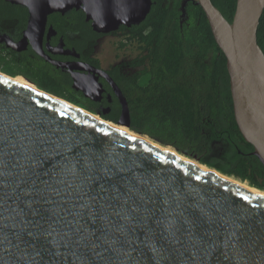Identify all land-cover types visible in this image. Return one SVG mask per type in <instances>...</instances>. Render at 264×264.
Listing matches in <instances>:
<instances>
[{"label":"water","instance_id":"water-1","mask_svg":"<svg viewBox=\"0 0 264 264\" xmlns=\"http://www.w3.org/2000/svg\"><path fill=\"white\" fill-rule=\"evenodd\" d=\"M5 1L29 11L35 50L53 13L82 11L107 34L139 25L152 5ZM195 5L225 57L238 131L264 168V0H236L231 22L211 0ZM79 82L90 99L93 88ZM111 86L116 122L0 72V264H264V196L110 126L130 130Z\"/></svg>","mask_w":264,"mask_h":264},{"label":"trees","instance_id":"trees-1","mask_svg":"<svg viewBox=\"0 0 264 264\" xmlns=\"http://www.w3.org/2000/svg\"><path fill=\"white\" fill-rule=\"evenodd\" d=\"M150 1L143 22L120 28L124 40L120 47L136 53L129 64L132 72L114 74L128 105L130 130L264 192V168L238 131L226 60L203 11L191 0L182 21L184 0ZM211 2L231 22L236 0ZM70 14L85 19L81 11ZM257 43L264 53V13ZM0 72L97 114L94 104L75 92L67 75L32 53L0 55ZM118 115L102 118L116 122Z\"/></svg>","mask_w":264,"mask_h":264},{"label":"flooded vegetation","instance_id":"flooded-vegetation-1","mask_svg":"<svg viewBox=\"0 0 264 264\" xmlns=\"http://www.w3.org/2000/svg\"><path fill=\"white\" fill-rule=\"evenodd\" d=\"M189 1L191 0H184L181 4L182 21H184L185 8ZM70 12L53 13L47 16L41 45L35 50L32 42H38L39 33L37 30L32 31L31 35L27 33L30 21L29 11L20 5L0 0V55L20 56L22 53H32L67 75L73 89L75 82L80 81L78 86L89 83L93 90L91 93L88 91L91 98L87 99L94 104L95 111L102 114L101 116L115 117L118 113L119 118L121 105L111 83L120 90L115 82L114 74L126 75V72H132L129 64L134 60L136 53L130 50L131 47H120V43L124 42L120 32L121 27L112 33H98L85 19L82 22L79 16L72 15ZM106 45L124 53L121 56L119 52L115 60L112 57L114 61L109 65H104L101 59L102 49ZM42 55L52 62L61 64L62 67L46 61ZM74 90L85 97L81 91Z\"/></svg>","mask_w":264,"mask_h":264},{"label":"bare ground","instance_id":"bare-ground-1","mask_svg":"<svg viewBox=\"0 0 264 264\" xmlns=\"http://www.w3.org/2000/svg\"><path fill=\"white\" fill-rule=\"evenodd\" d=\"M15 81H17L18 83H20V84H22V85H25V86L31 87V88H34V87H35V86H33L32 84H30L29 82H27L25 79H22V78H20V77H15ZM95 118L100 119V118H98V117H96V116H95ZM106 123H108L110 126H113V127L116 128V129H118L119 131H121V132H123V133H126V134H129V135H132V136H135L136 138H138V139H140V140H142V141H144V142H146V143H148V144H152V145H154V146H156V147L159 146L162 150H164V152H166V153H168V154H170V155H173V156H175V157H177V158H180V159H182V160H184V161H186V162H188V163H190V164H192V165H194V166H196V167H198V168H200V169H203V170H205V171H207V172H209V173H211V174H214V175H216V176H218V177L226 178V179L230 180L231 182H233V183H235V184H238V185H240V186H243V187H245V188H247V189H249V190H251V191H253V192H256V193H258V194L264 196V192L259 191V190L255 189V188H252V187L248 186L247 184L242 183V182H240V181H238V180H236V179H233V178H231V177L224 176V175H222L221 173H219V172H217V171H215V170H212V169L207 168V167H205V166H203V165H200L198 162H196V161H194V160H192V159H189V158H187L186 156H184V155H182V154L177 153L176 151H174V150L171 149V148L163 147V146H161V145H159V144H156L154 141L150 140V139L147 138L146 136L137 135V134L131 132L130 130H128L127 128H125V127L115 126V125H113V124H111V123H109V122H106Z\"/></svg>","mask_w":264,"mask_h":264},{"label":"rangeland","instance_id":"rangeland-1","mask_svg":"<svg viewBox=\"0 0 264 264\" xmlns=\"http://www.w3.org/2000/svg\"><path fill=\"white\" fill-rule=\"evenodd\" d=\"M115 49L113 47H110L109 45H106L105 47H103L101 59L103 60L104 65H109L111 62H113L117 58L116 56H119V52H120L121 56L124 54L122 51H118L117 49L116 50ZM112 57H113V59L114 58L115 59L113 60ZM94 115H96V117L100 118L97 114H94Z\"/></svg>","mask_w":264,"mask_h":264}]
</instances>
